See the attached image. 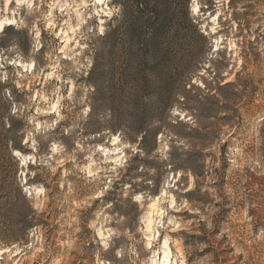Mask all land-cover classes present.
Returning <instances> with one entry per match:
<instances>
[{
    "label": "rangeland",
    "instance_id": "1",
    "mask_svg": "<svg viewBox=\"0 0 264 264\" xmlns=\"http://www.w3.org/2000/svg\"><path fill=\"white\" fill-rule=\"evenodd\" d=\"M108 2L0 0V82L6 81L21 103L22 145L32 152L37 143L44 147L39 160L18 156L23 168L18 184L32 211L48 224L33 231L27 247L0 244V264H79L83 256L104 264L99 257L108 246L111 256L121 257L115 264H162L166 253L168 264H188L187 257L192 264H212V254L199 257L203 246H189L200 228L214 246L223 243L226 264H264V0H233L231 10L230 0L191 1L190 17L211 46L195 65L191 83L201 89L202 80L211 83L212 74L204 72L209 67L222 84L238 79L239 85L224 92L217 121L200 119L197 125L186 110L170 113L155 162L167 158L168 145L174 155L190 150L171 133L200 126L214 132L213 145L203 151L208 174L194 179L167 170L158 194L147 197H132L127 185L118 184L137 166L136 146L114 134L93 139L84 127L90 45L115 13ZM8 20L13 26H4ZM7 27L19 33L1 34ZM59 121L64 126L57 131ZM221 165L215 173L212 168ZM26 172L48 189L25 184ZM108 192L112 203L101 199ZM217 204L229 213L216 230Z\"/></svg>",
    "mask_w": 264,
    "mask_h": 264
},
{
    "label": "trees",
    "instance_id": "2",
    "mask_svg": "<svg viewBox=\"0 0 264 264\" xmlns=\"http://www.w3.org/2000/svg\"><path fill=\"white\" fill-rule=\"evenodd\" d=\"M191 1L109 0L108 4L115 13L90 45L92 63L84 80L89 89L85 101L87 114L84 127L93 139L114 134L129 145L136 146L133 160L137 166H129L126 177L118 183L121 187L127 185L132 197L135 194L156 196L161 174L167 173V170L172 173L178 170L188 172L194 179L208 174L204 171L203 151L213 145V131L199 126L185 134L171 133L175 139L187 143L190 150L174 155L170 153L172 144L168 145L167 158L155 162L158 160V137L168 134L164 128L174 109L186 110L197 125L200 119L217 121L218 114L224 110L219 103L221 98H226L224 92L239 85L238 79L222 84L218 74L209 71V67L204 72L212 74L211 83L201 79L202 89L191 83L195 65L204 52L211 51L208 38L199 31L195 19L190 17L188 10ZM232 3L233 0H230V10ZM231 16L235 17L233 13ZM18 33L19 30L12 27L4 28L1 32L12 37ZM194 88L198 93L192 95ZM20 104L15 92L8 89L6 81L0 82V244L22 248L30 243L33 231L48 224L32 211L18 184L23 168L15 152L21 156L33 154L39 160L44 149L37 143L32 152L26 144L22 145L25 116L18 119L17 106ZM180 125L176 122L175 126ZM63 126L60 121L56 123L57 131ZM65 133L64 140L70 137L69 131ZM169 137L170 143L176 142ZM223 156V152H220V157ZM26 168L30 171L33 167L27 165ZM212 169L217 173L216 170L221 171L223 166ZM24 176L28 186L40 185L48 189L45 181L39 177H30L27 172ZM138 178L145 184H136L134 180ZM109 194L101 199L112 203L108 199ZM21 201L26 205V212L20 210ZM217 207L219 211L213 224L216 230L226 222L229 213L223 204H217ZM200 232V236H190L192 242L189 246H203L199 257L212 254V264H226V259H222L223 243L214 246L208 233L202 228ZM211 247H214V251ZM112 252L113 249L108 246L99 257L100 261L104 264L120 263L121 257L115 259L111 256ZM79 261V264H95L92 257L83 256ZM193 261L187 257L188 264Z\"/></svg>",
    "mask_w": 264,
    "mask_h": 264
},
{
    "label": "bare ground",
    "instance_id": "3",
    "mask_svg": "<svg viewBox=\"0 0 264 264\" xmlns=\"http://www.w3.org/2000/svg\"><path fill=\"white\" fill-rule=\"evenodd\" d=\"M13 22H14L13 20H8V21H6V23L4 24V26H13V24H14ZM0 29H1V24H0ZM14 155L17 156V157L19 156L18 152H15ZM168 262H169V254L166 253V254H164L162 256L161 263L162 264H168Z\"/></svg>",
    "mask_w": 264,
    "mask_h": 264
},
{
    "label": "water",
    "instance_id": "4",
    "mask_svg": "<svg viewBox=\"0 0 264 264\" xmlns=\"http://www.w3.org/2000/svg\"><path fill=\"white\" fill-rule=\"evenodd\" d=\"M25 192V191H24Z\"/></svg>",
    "mask_w": 264,
    "mask_h": 264
}]
</instances>
